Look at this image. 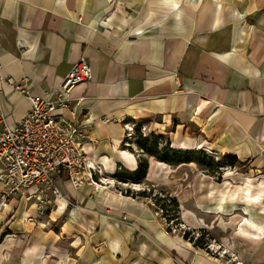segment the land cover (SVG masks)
I'll return each mask as SVG.
<instances>
[{
  "label": "crops",
  "instance_id": "obj_1",
  "mask_svg": "<svg viewBox=\"0 0 264 264\" xmlns=\"http://www.w3.org/2000/svg\"><path fill=\"white\" fill-rule=\"evenodd\" d=\"M80 57L90 65L91 80L71 89L70 108L86 127L90 163L104 177L138 167L126 149L128 124L163 137L174 150L200 148L234 157L236 165L247 161L253 172L246 179L264 176V0H0L6 124L15 126L31 108L7 78L26 80L29 94L43 97ZM147 161L142 181L197 164ZM57 186L76 203L50 213L57 230H31L24 223L34 217L35 200L14 197L0 210V264H57V257L79 247V264H118L127 241L98 214L109 204L100 186L74 189L65 177ZM137 218L150 235L167 240L153 221ZM23 232L28 238L20 251L7 247ZM164 241L163 251L181 255ZM159 251L150 248L161 262L174 264Z\"/></svg>",
  "mask_w": 264,
  "mask_h": 264
},
{
  "label": "rangeland",
  "instance_id": "obj_2",
  "mask_svg": "<svg viewBox=\"0 0 264 264\" xmlns=\"http://www.w3.org/2000/svg\"><path fill=\"white\" fill-rule=\"evenodd\" d=\"M142 132L141 137L151 138L145 127ZM136 138L138 136L133 132L128 146L132 147L137 159H146L147 155L142 156L136 146ZM204 156L202 164L166 170L162 176H156L155 182H126L112 176V181L105 180L107 177L102 171L92 165L95 174L83 185L100 186L97 189L103 191L104 202L109 204L102 206L98 214L117 225L120 241H127L117 256L118 264H164L159 260L158 252L151 255V247L170 255L174 264H264V176L246 179L249 172H253L247 161L230 166L226 156L212 151H205ZM209 158L213 160L210 167L206 165ZM60 193L64 204L61 205L58 199L48 205L44 215L33 223L26 222V217L24 223L28 228H39L44 232L57 230L49 218L50 213L64 212L76 206L62 191ZM137 217L153 221V227L159 228L167 240L150 235L145 229L146 223H136ZM124 228L134 234L125 235L127 229ZM27 238V232L15 234L7 247L20 251ZM159 241L166 242V249L176 247L181 255L163 251ZM81 251L79 247L66 252L64 257H57V264H79L78 259L84 252Z\"/></svg>",
  "mask_w": 264,
  "mask_h": 264
},
{
  "label": "built area",
  "instance_id": "obj_3",
  "mask_svg": "<svg viewBox=\"0 0 264 264\" xmlns=\"http://www.w3.org/2000/svg\"><path fill=\"white\" fill-rule=\"evenodd\" d=\"M18 46L21 48V43ZM90 80L91 68L84 57L73 64L58 88L43 97L31 96L26 80L6 79L29 100L31 108L13 127L6 124L0 110V210L14 197L35 200L36 213L26 219L33 223L61 197L57 186L60 178L65 177L77 189L95 174L86 147V127L76 120L69 99L72 88ZM134 127L126 125L127 139ZM143 128L140 132L144 135Z\"/></svg>",
  "mask_w": 264,
  "mask_h": 264
},
{
  "label": "trees",
  "instance_id": "obj_4",
  "mask_svg": "<svg viewBox=\"0 0 264 264\" xmlns=\"http://www.w3.org/2000/svg\"><path fill=\"white\" fill-rule=\"evenodd\" d=\"M141 125H135L134 132L137 134L138 138H136V146L139 150L142 151V156L147 155V157H153L157 161L169 163V164H180V163H188L191 161L196 162L197 164H202L205 160L204 152L205 151H179L174 150L170 147L167 141L163 139L161 136H157L151 134L150 139H146V137H141L140 131ZM128 140V139H126ZM127 150L132 152L131 147H126ZM144 157L138 158V167L136 170L128 174L126 169L121 168L118 175H115L116 179L126 181V182H139L144 179L147 168L148 161L147 158ZM226 159L229 161L230 166H234L236 163V158L231 156H226ZM212 159L209 158V162L206 164L208 167L212 165ZM141 195H145L140 193ZM172 205L174 201H171ZM174 206V205H173Z\"/></svg>",
  "mask_w": 264,
  "mask_h": 264
},
{
  "label": "bare ground",
  "instance_id": "obj_5",
  "mask_svg": "<svg viewBox=\"0 0 264 264\" xmlns=\"http://www.w3.org/2000/svg\"><path fill=\"white\" fill-rule=\"evenodd\" d=\"M104 179H105V180H107V179H108V180L112 181V178H111V177H110V178H104ZM105 180H103V182H105ZM96 185H98V184H95L94 186H96ZM112 186H113V185H112ZM59 199H60V200H64V198H63V197H62V198L60 197Z\"/></svg>",
  "mask_w": 264,
  "mask_h": 264
}]
</instances>
